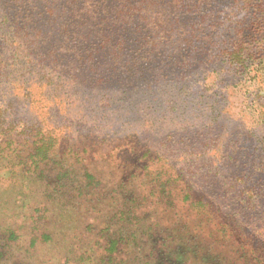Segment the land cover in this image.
Listing matches in <instances>:
<instances>
[{
  "label": "rangeland",
  "instance_id": "obj_1",
  "mask_svg": "<svg viewBox=\"0 0 264 264\" xmlns=\"http://www.w3.org/2000/svg\"><path fill=\"white\" fill-rule=\"evenodd\" d=\"M65 1L71 0H0L3 125L34 99L45 60L53 61L52 68L66 63L69 53L60 45L65 30L72 36L80 27L75 35L82 50L83 43L96 44L99 22L114 2L80 0L88 15L78 21L60 17ZM128 1V20L140 17V26L151 31L143 50L154 43L173 50L188 25L199 23V42L228 50L240 29H255L257 54L242 67L211 63L184 99L168 85L162 93L145 91L129 74L124 79L122 69L115 71L113 81L124 78L120 85L112 82V112L103 116L96 109L94 129L81 128L76 140L89 150L96 184L77 187L72 200L46 189V172L24 179L17 172L12 182L0 167V264H264V0ZM22 29L44 39L14 58L10 39ZM134 32L131 23L121 32L127 51L141 45ZM59 103L56 109L65 108V115L81 111L67 95ZM147 103H159L151 120L137 122L135 136L121 132ZM93 132L103 137L94 139ZM65 154L51 161L49 173L63 169ZM238 155L230 163L231 192L217 196L216 183L201 179L204 167Z\"/></svg>",
  "mask_w": 264,
  "mask_h": 264
},
{
  "label": "trees",
  "instance_id": "obj_2",
  "mask_svg": "<svg viewBox=\"0 0 264 264\" xmlns=\"http://www.w3.org/2000/svg\"><path fill=\"white\" fill-rule=\"evenodd\" d=\"M113 1L111 12L99 22L100 34L97 38L99 42L89 45L83 43L82 50L75 35L80 27L72 36L70 29V33L65 30V39L60 45L69 53L66 63L59 68H52L50 64L53 61L45 60L42 65L45 67L41 72L45 75L44 82L39 85L34 99L30 100L28 105L21 106L16 121L11 119L4 125L0 123V128L4 127L0 133V167L8 170L12 182L17 172L22 175V179L30 174L38 176L46 172V189L59 192L61 196L69 195V199L72 200L76 197L70 193L77 187H87L97 183L94 181V171L86 161L89 150L86 149L85 144L83 146L76 143V140L81 134V128L85 129L86 125L92 128L94 126L90 123L99 120L94 113L96 109L102 108L103 116L112 112L109 107L112 82L120 85L122 81L119 79L124 78L119 77L113 81L115 71L119 72L122 69L124 74L127 73L133 80H137L145 91L155 87L159 93H162L164 86L168 85L170 89L176 91L177 97L184 99L190 97L200 72L211 63L221 64L229 61V64L232 62L242 67L249 57L252 59L257 54L255 50L260 40L255 29L250 32L240 29V39L228 50L218 47L215 43L199 42L201 34L200 29H197L199 23L188 25L189 33L178 39L177 47L173 50L158 46L157 43L152 44L148 50H143L146 40L151 37V31L145 26H140V17L136 21L128 20L127 17L131 16L129 11L132 12V9L127 3L132 4L131 1L125 0L124 5H118L119 0ZM65 3L67 10L60 12V17L67 16L81 21L85 15H88L84 1L71 0ZM56 23L57 21L52 20L51 26H55ZM130 23L135 30L134 34L141 41V45H138L134 52L127 51L129 48L126 46L123 47L125 42L120 37L121 32L126 31ZM22 31L10 39L13 41L10 48L13 52L11 56L14 58L15 54L28 53L31 43L44 39L37 30L22 29ZM113 38H115L114 44L109 45ZM50 52L52 53L50 58H53V50ZM132 52L134 63L131 65L126 59L129 58L128 53ZM246 53H249L247 58ZM2 57L0 54V75L3 69ZM171 68L175 71H172L171 76L168 77ZM155 76L158 77L157 80L154 79ZM126 78L125 74L124 79ZM66 95L73 98L81 111L65 115L63 112L65 108L62 111L59 110L60 108L56 109ZM169 104L171 101L168 106ZM158 105L159 103L145 104L138 120L124 124L121 132L132 134L137 122L150 121ZM92 134L94 139L103 137L100 132ZM60 151L67 153L63 155L65 158L62 157L63 169L57 173H49L48 170L53 168L50 163L60 156ZM239 156H233V159L229 157L230 160L225 163L211 166L207 164L204 167L201 179L216 183L217 196L231 192L229 189L234 180L230 172V163L237 157L240 159ZM42 167L44 170L41 169ZM241 180L240 178V183ZM69 199L65 198L66 201ZM206 203L209 206L211 201L207 200Z\"/></svg>",
  "mask_w": 264,
  "mask_h": 264
}]
</instances>
